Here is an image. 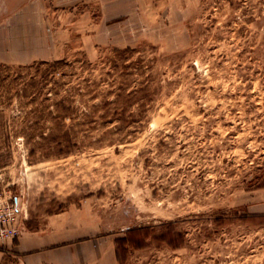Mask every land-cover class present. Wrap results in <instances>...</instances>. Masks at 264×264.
I'll return each instance as SVG.
<instances>
[{"label": "rangeland", "instance_id": "1", "mask_svg": "<svg viewBox=\"0 0 264 264\" xmlns=\"http://www.w3.org/2000/svg\"><path fill=\"white\" fill-rule=\"evenodd\" d=\"M131 3L65 14L54 60L0 63V193L18 238L79 234L26 261L17 238L0 264H119L132 229L144 247L121 264H264V0Z\"/></svg>", "mask_w": 264, "mask_h": 264}, {"label": "crops", "instance_id": "2", "mask_svg": "<svg viewBox=\"0 0 264 264\" xmlns=\"http://www.w3.org/2000/svg\"><path fill=\"white\" fill-rule=\"evenodd\" d=\"M131 1L128 0L127 5V0H0V63L54 60L58 56L54 48L66 43L68 26L65 14H75L76 8L80 6L86 9L96 6L101 15L118 14L121 7L124 8L122 12L126 13L127 6L128 9L132 7ZM253 202V211L264 213V189L254 195ZM63 231L62 226L56 225L40 233L22 234L15 241V248L26 261L25 257L29 255L26 253L41 249L46 251L49 247L58 246L79 236L75 232ZM72 248L73 246L68 248L70 260L77 262L80 259L76 253H72ZM53 253L44 252L39 263H31L42 264Z\"/></svg>", "mask_w": 264, "mask_h": 264}, {"label": "built area", "instance_id": "3", "mask_svg": "<svg viewBox=\"0 0 264 264\" xmlns=\"http://www.w3.org/2000/svg\"><path fill=\"white\" fill-rule=\"evenodd\" d=\"M19 213L17 203L0 193V249L18 238L20 233Z\"/></svg>", "mask_w": 264, "mask_h": 264}, {"label": "trees", "instance_id": "4", "mask_svg": "<svg viewBox=\"0 0 264 264\" xmlns=\"http://www.w3.org/2000/svg\"><path fill=\"white\" fill-rule=\"evenodd\" d=\"M262 215H258V214H246L244 216H242V219H248L251 217H261ZM138 229H132L131 231L128 232V237L126 238H119L115 240V255H116V259L118 261L119 264H121V255L124 254L126 252V249L128 247V245H131V247L133 248H143L144 245L142 244V242H139L141 240L139 239H135V237L133 236L135 233H138ZM137 238V236H136ZM169 245H172L171 242H168ZM127 253V252H126Z\"/></svg>", "mask_w": 264, "mask_h": 264}]
</instances>
